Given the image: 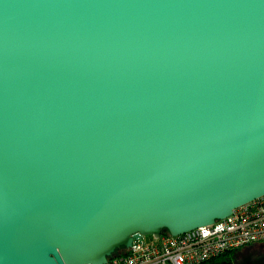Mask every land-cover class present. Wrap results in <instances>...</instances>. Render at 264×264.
<instances>
[{
	"label": "water",
	"instance_id": "water-1",
	"mask_svg": "<svg viewBox=\"0 0 264 264\" xmlns=\"http://www.w3.org/2000/svg\"><path fill=\"white\" fill-rule=\"evenodd\" d=\"M263 194L264 0H0V264H105Z\"/></svg>",
	"mask_w": 264,
	"mask_h": 264
},
{
	"label": "built area",
	"instance_id": "built-area-1",
	"mask_svg": "<svg viewBox=\"0 0 264 264\" xmlns=\"http://www.w3.org/2000/svg\"><path fill=\"white\" fill-rule=\"evenodd\" d=\"M264 242V194L211 224L171 235L133 239L105 264H204L238 248Z\"/></svg>",
	"mask_w": 264,
	"mask_h": 264
},
{
	"label": "flooded vegetation",
	"instance_id": "flooded-vegetation-1",
	"mask_svg": "<svg viewBox=\"0 0 264 264\" xmlns=\"http://www.w3.org/2000/svg\"><path fill=\"white\" fill-rule=\"evenodd\" d=\"M261 249L258 251L252 252L246 256L237 255L233 260L229 259H219L216 261H208L204 264H252V263H264V243L261 244ZM246 257V258H245Z\"/></svg>",
	"mask_w": 264,
	"mask_h": 264
},
{
	"label": "rangeland",
	"instance_id": "rangeland-1",
	"mask_svg": "<svg viewBox=\"0 0 264 264\" xmlns=\"http://www.w3.org/2000/svg\"><path fill=\"white\" fill-rule=\"evenodd\" d=\"M144 239L145 240L151 239V235H144ZM261 246H262L261 244L247 245V246H245L243 248L238 249L237 251H239V252L236 251L234 254H231L228 257H226V259L233 260V258H235L237 255H243V256L247 257L248 254H250L252 252H255V251H258L259 249H261ZM122 248L123 247H120V248L116 249V251L114 253L122 252L123 251V250H121ZM252 254H254V253H252ZM239 264H241L240 261H239Z\"/></svg>",
	"mask_w": 264,
	"mask_h": 264
},
{
	"label": "trees",
	"instance_id": "trees-1",
	"mask_svg": "<svg viewBox=\"0 0 264 264\" xmlns=\"http://www.w3.org/2000/svg\"><path fill=\"white\" fill-rule=\"evenodd\" d=\"M162 233H167V230H163L162 231ZM262 243H264V242H262ZM262 243H252V244H262ZM252 244H249V245H252ZM247 246V245H246ZM243 247H245V246H243ZM243 247H241V248H243ZM238 249H240V248H238ZM237 249V250H238ZM121 250H125V248H122ZM237 250H234V251H232V252H230V253H228V254H225V255H223V256H221V257H218V258H215V259H213V260H211V261H216V260H219V259H226V257H228L229 255H231V254H234ZM122 251V252H123ZM237 252H239V251H237Z\"/></svg>",
	"mask_w": 264,
	"mask_h": 264
}]
</instances>
